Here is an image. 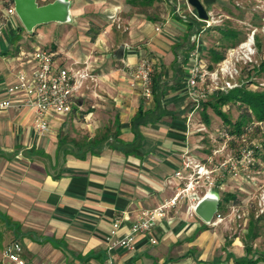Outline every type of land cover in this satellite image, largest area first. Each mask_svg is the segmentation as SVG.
<instances>
[{
	"label": "crops",
	"instance_id": "0c3cea01",
	"mask_svg": "<svg viewBox=\"0 0 264 264\" xmlns=\"http://www.w3.org/2000/svg\"><path fill=\"white\" fill-rule=\"evenodd\" d=\"M201 1L211 12L229 0ZM174 2L71 0V21L46 47L55 64L87 66L96 78L73 96L70 113L47 119L44 134L28 96L8 90L19 70L32 75L29 50L44 45H22L17 19L4 26L0 99L11 106L0 109V264L12 242L24 264H264L236 238L225 249L217 232L187 211V200L136 234L133 249L108 247L113 222L119 220L121 236L139 210L170 196L182 156L201 147V103L188 96L186 78L194 47L209 62L210 25L186 0ZM90 22L97 24L93 32ZM142 55L155 62L149 99L130 85ZM78 119L85 121L82 133L73 129Z\"/></svg>",
	"mask_w": 264,
	"mask_h": 264
},
{
	"label": "built area",
	"instance_id": "2783aa9c",
	"mask_svg": "<svg viewBox=\"0 0 264 264\" xmlns=\"http://www.w3.org/2000/svg\"><path fill=\"white\" fill-rule=\"evenodd\" d=\"M173 5L174 0H167ZM264 2V1H263ZM211 13V12H210ZM195 16L196 12L193 13ZM17 15L13 1L0 0V36L6 24L14 23ZM212 19V17H211ZM206 25L210 24L205 21ZM158 29V28H157ZM264 31V19L262 22ZM255 29L251 30L240 42L229 48L222 60L209 69L200 56L199 48L194 47L189 52L190 65L188 67L186 88L188 96L196 103L205 99L209 91H224L230 87L217 84L216 80L225 75H231L233 60L240 57L248 58L253 52ZM29 50V49H28ZM142 54V53H141ZM33 62L32 75L27 77L24 71L19 70L17 79L9 87V91H23L34 107L33 121L39 133L44 134L47 130V119L53 115L57 118L67 115L72 109V98L84 86L89 78L96 75L87 67L73 68L54 63V52L51 48L34 45L29 50ZM154 59L148 55H142L131 71L130 85L138 87L140 93L147 99L152 96L153 66ZM210 77L213 87L199 86ZM214 91V92H215ZM11 106L9 98L0 99V109ZM222 141L221 146L212 150L209 154L201 155L197 152L186 151L179 165L175 168L173 176L178 180L172 194L161 199L159 204L143 208L138 211L137 217L132 220L129 229L119 236V220H115L110 234L107 236L108 247H124L133 249L135 236L138 233L151 231L156 221L168 214L182 200H187V211L194 212L198 201L214 188H223L224 179L229 175H236L239 165L254 163V147L256 144L240 148L238 154L223 160H217V154L222 151L225 143L234 137L225 129L218 131ZM259 202L261 209L264 208V190L260 193ZM237 210V209H236ZM195 213V212H194ZM224 219L219 211V204L209 225H216ZM151 243L156 239L151 237ZM21 246L18 242H12L3 250L5 261L3 264H24L21 258Z\"/></svg>",
	"mask_w": 264,
	"mask_h": 264
},
{
	"label": "rangeland",
	"instance_id": "374dc122",
	"mask_svg": "<svg viewBox=\"0 0 264 264\" xmlns=\"http://www.w3.org/2000/svg\"><path fill=\"white\" fill-rule=\"evenodd\" d=\"M39 4L49 2L51 0H37ZM264 0H229L226 3H221V6L215 7L211 11L212 19H210V26L206 30L204 36L206 42L211 48H219L221 42V32L217 27L226 29H233L239 32L241 39L246 37L251 30L255 29L254 33V52L248 58L240 57L238 60H233L231 75H225L216 80L217 84L225 85L226 82L230 87L248 86L254 90L264 91V72L259 69L260 63L264 60V31L262 30V22L264 19ZM172 4L171 2H168ZM209 10V9H208ZM226 10L230 17L222 16L221 11ZM210 11V10H209ZM20 26L22 25L19 18H16ZM71 21V20H70ZM67 23V22H66ZM93 25L95 22L85 24L89 32H93ZM23 27V26H22ZM89 27V28H87ZM63 24L58 22H48L37 25L32 34L21 28L18 36L21 38L22 45H28L31 41L38 42L46 46L47 40L55 38L56 42L62 34ZM259 39V44L257 43ZM19 40H14V44ZM20 44V43H19ZM14 46V45H13ZM210 48V49H211ZM205 57H208V50H205ZM216 65V64H215ZM202 87H213L210 77L202 82ZM215 91V90H214ZM213 90L209 91L205 99H201L200 121L202 123L201 131V147L197 149L201 155L209 154L213 149L220 147L222 141L219 138L218 131L222 123L221 117L214 113L210 106L204 110L208 120L205 121L202 116L203 101H213ZM222 111L226 113L231 119H235L240 113L238 104L230 102L225 103L221 107ZM77 126L73 129L85 131V121L78 119ZM198 123V122H197ZM200 125V124H199ZM221 131V130H220ZM246 134L241 137H234L228 140L221 152L217 154V160H223L228 157H233L238 154L240 148L259 143L264 139V123L253 122L252 125L246 129ZM199 133V132H197ZM254 163L249 165H239L236 175H229L224 179L223 188H214L219 194V211L224 216V219L216 225H208V227L217 232L221 238L223 247L230 244L233 238L237 239V245L246 246L249 255L255 254L264 255V208L261 209L259 202L260 193L264 190V160L260 155L254 154ZM227 191L235 194V199L223 201V197ZM237 209V210H236ZM250 247V251H249Z\"/></svg>",
	"mask_w": 264,
	"mask_h": 264
},
{
	"label": "trees",
	"instance_id": "16d2710c",
	"mask_svg": "<svg viewBox=\"0 0 264 264\" xmlns=\"http://www.w3.org/2000/svg\"><path fill=\"white\" fill-rule=\"evenodd\" d=\"M21 28H23L22 25L20 27V30ZM34 32L35 29L31 33L33 34ZM92 38H94V36H92ZM241 40L242 39L238 31L233 29L221 30V42L218 45L219 48L216 47L208 50L207 60L209 62L206 64L207 68L212 69L217 62H219L224 58L227 50L235 46ZM257 43L259 44L258 38H257ZM259 69L264 72V60L260 63ZM212 98L213 101L206 100L205 102H203L202 105L203 108L201 113L204 120L205 121L208 120L204 110L207 106H210L214 111V113H216L221 117L222 123L220 124L219 129L220 130L225 129L233 137H241L242 135L246 134L247 131L245 130L248 129L254 121L264 123V91L254 90L251 87L245 85L239 87L236 86L228 89L227 91L217 90ZM228 102L232 104L237 103L238 107L241 109L240 113L235 119H231L221 109L222 105ZM199 119H200V112H199ZM93 142L96 141L94 140L91 141L90 143ZM254 154L260 155L262 160H264V139L261 141V144L256 143L254 147ZM235 197L236 196L234 193L227 191L223 197V201H228L229 199L232 198L235 199ZM260 256L264 258L263 254H261ZM239 262L240 259H237L236 263L239 264Z\"/></svg>",
	"mask_w": 264,
	"mask_h": 264
},
{
	"label": "water",
	"instance_id": "95a60500",
	"mask_svg": "<svg viewBox=\"0 0 264 264\" xmlns=\"http://www.w3.org/2000/svg\"><path fill=\"white\" fill-rule=\"evenodd\" d=\"M12 1L19 21L28 32H32L40 24L48 22L66 23L71 20V0H51L43 4H39L37 0ZM186 2L195 10L199 20L209 21L211 19L210 11L201 0H186ZM218 204L219 194L212 190L198 201L194 212L208 224L216 212Z\"/></svg>",
	"mask_w": 264,
	"mask_h": 264
}]
</instances>
